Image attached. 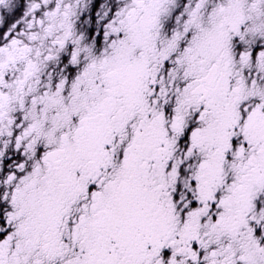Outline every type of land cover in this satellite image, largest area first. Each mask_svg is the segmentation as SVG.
<instances>
[{
	"label": "snow or ice",
	"instance_id": "snow-or-ice-1",
	"mask_svg": "<svg viewBox=\"0 0 264 264\" xmlns=\"http://www.w3.org/2000/svg\"><path fill=\"white\" fill-rule=\"evenodd\" d=\"M0 264H264V0H0Z\"/></svg>",
	"mask_w": 264,
	"mask_h": 264
}]
</instances>
